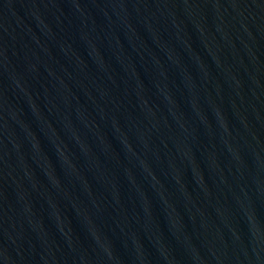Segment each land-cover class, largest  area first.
I'll return each instance as SVG.
<instances>
[{
	"label": "water",
	"instance_id": "obj_1",
	"mask_svg": "<svg viewBox=\"0 0 264 264\" xmlns=\"http://www.w3.org/2000/svg\"><path fill=\"white\" fill-rule=\"evenodd\" d=\"M0 264H264V0H0Z\"/></svg>",
	"mask_w": 264,
	"mask_h": 264
}]
</instances>
